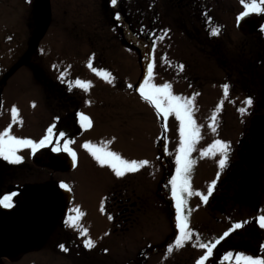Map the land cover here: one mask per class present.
Returning a JSON list of instances; mask_svg holds the SVG:
<instances>
[{
    "label": "rangeland",
    "instance_id": "1",
    "mask_svg": "<svg viewBox=\"0 0 264 264\" xmlns=\"http://www.w3.org/2000/svg\"><path fill=\"white\" fill-rule=\"evenodd\" d=\"M200 2L201 11L177 0H117L115 6L110 0H0V134L7 129L38 143L53 128V142L45 148L21 147L19 162L0 157V196L43 184L54 195L68 192L45 248L53 246L57 232L70 230L84 242L74 248L81 254L75 264H196L200 245L235 223H251L250 234L264 237L256 222L264 215V161L255 163L253 153L264 130V63L247 64L256 68L254 78L241 74L247 67L241 63L264 60V11L246 10L252 0ZM148 63L150 83L168 84L173 95L192 101L200 129L187 173L193 195L185 194L183 208L192 238L179 247L169 184L179 124L174 114L163 116L140 96ZM79 114L88 118L83 126ZM215 139L231 145L223 168L219 154L201 155ZM63 141H70L76 167L59 173L44 163L49 156L71 158L51 151L57 144L63 149ZM85 143L147 164L117 177ZM117 192L135 209L133 220L113 232ZM244 225L237 234L246 235ZM56 250H44L47 264H73L64 255L69 248Z\"/></svg>",
    "mask_w": 264,
    "mask_h": 264
},
{
    "label": "snow or ice",
    "instance_id": "2",
    "mask_svg": "<svg viewBox=\"0 0 264 264\" xmlns=\"http://www.w3.org/2000/svg\"><path fill=\"white\" fill-rule=\"evenodd\" d=\"M111 4L115 6L117 4V0H110ZM243 2V0H242ZM245 9L250 10L252 13H257L264 11V5L258 3V0H252V3H245ZM248 14L247 11L242 12L241 17L246 16ZM213 34H216V30H213ZM153 45H149L151 48ZM151 54V53H150ZM148 75L143 77V82L139 83L138 91L141 97H143L146 101H148L151 105L154 106L158 113H162L163 116L168 117L171 114H174L175 121L179 124V147L176 149L175 155V174L171 175V179L169 181L171 197L174 201L175 207V227L179 232V235L175 237V244L179 247L183 242L189 241L192 236L189 230V225L186 222V217L183 215L184 204L186 203L185 194L187 196L193 195V191L189 185V180L187 177V173L191 166L190 153L193 151L194 146L198 140L200 129L197 127L196 123L193 120L191 113V104L192 101L190 99H184L181 96L173 95L169 90L168 84H154L150 83L152 78V70L153 64H147ZM77 83H80L77 81ZM131 87L135 88L136 85H131ZM225 87V92H227V85ZM248 105H251L252 100L248 98L246 100ZM15 114V108L12 109ZM240 112H244V108L239 109ZM87 117L80 115V121L83 126L84 123L87 122ZM211 127V125H210ZM214 130V129H213ZM53 132V128L49 127L47 129V135H44L42 139L39 140L38 143L33 142L30 139H18L15 136L9 135L8 130L5 129L3 134H0V157H2L5 161L10 162H19L21 157L16 154L18 149L21 147H29L32 152H35L37 149H43L47 144L53 142V137L51 133ZM59 135L62 137L64 133L61 132ZM70 141H63V149H61L60 145L57 144L55 147H52V152H61L67 153L72 158L73 164L76 161V154L69 147ZM83 147L89 149L91 151L92 156L98 161L101 165L110 166L117 177L123 176L125 172H134L137 170V165H145L147 161L141 160H125L121 159L116 153L107 151L102 148H95L87 143L83 145ZM231 150V145L228 142H225L221 139H215L211 144L208 145L206 149L201 150V155H207L209 152H212L213 155L219 154L220 158L218 160L219 167L223 168L228 161L229 152ZM216 184V181L213 180L212 183L208 187V192L211 194L213 191V186ZM66 185L61 183L60 188H65ZM196 195L200 196L202 200H207V195H202L197 192ZM14 195V194H13ZM0 206L4 208H12V196L5 195L2 199H0ZM256 222L258 223L259 228L264 229V215L256 218ZM235 229H240L241 224L236 223L233 225ZM225 231L223 236L220 238L221 240L224 237L229 235V232ZM92 244L90 241H85V247H91ZM63 247V246H61ZM207 248L203 255L199 257L196 261V264H205V261L212 256L213 246H206L204 244L200 245V248ZM67 250V249H65ZM232 253H228L225 256L227 260ZM236 264H264V259L254 258L251 255H244L242 253L236 254Z\"/></svg>",
    "mask_w": 264,
    "mask_h": 264
},
{
    "label": "flooded vegetation",
    "instance_id": "3",
    "mask_svg": "<svg viewBox=\"0 0 264 264\" xmlns=\"http://www.w3.org/2000/svg\"><path fill=\"white\" fill-rule=\"evenodd\" d=\"M257 63H264V60L260 62H249L247 64H257ZM230 66H236V65L232 64ZM263 81H264V78H263ZM262 102L264 104V98L262 99ZM255 145L256 147L253 150V153L254 151L256 152L255 156L257 158V160H255V163H262V161H264V142L260 139L259 141L255 143ZM32 160L34 161V163L37 162L35 158H33ZM52 164H57L59 166L60 165L65 166L67 167V170H71L70 167L72 166V164L69 163V159L62 160L60 158L58 159L57 157L49 156V158L47 159V162L44 163V165L47 169L52 170V166H53ZM75 167L76 166H74V168ZM10 196H12L13 207L4 208L0 206V210L6 211L3 214H0V220L5 219L7 221L10 219H13L14 212L18 210V208L22 204H24L25 200L27 199L25 196V192L23 194H18V195L12 194ZM3 197L4 196H0V199H2ZM68 201L69 199L67 200V202ZM111 205H112L111 207H113L116 212L115 215L113 214L115 216L114 221L116 222L115 223L116 228L113 232H117L119 228L121 229L122 226H126L127 224L130 223V221L133 220L131 214L134 213L135 204L130 203L129 198H123V194L121 192H117V194L112 199ZM20 212L22 215H24L23 210H21ZM13 221L14 220L10 221V223L14 224L15 221L14 222ZM244 224L245 223L241 224V228ZM58 225L59 223L55 227V230L52 236L55 234L57 230L56 228L58 227ZM233 225H230V227L222 231V233L217 237V238H221L225 231L232 229L229 232V235L227 237H224L223 240L216 238L212 240V242L204 244L206 246L215 245V247L213 248L212 257H213V254H216V256L220 254V257L216 258L213 264H236L235 257L237 253H242L244 255H251L254 258L264 259V237L257 231H254L253 234H250V231L252 230L251 223L248 224L247 226L244 225V227L246 226V228H248L247 230H245L246 235L245 234L242 235V233L237 234L236 230L237 231L241 230V228L235 229ZM52 236L50 237V239L52 238ZM54 238L55 239H53L54 240L53 246L49 247L48 249L45 248V246H47V244L51 241L50 239L48 242L42 245V247L31 250L32 252L24 253L20 257H17V258L13 257L11 259L10 258L6 259L3 257L0 258V264H47L46 263L47 254L44 251L45 249L48 250L47 252H52L55 255V252L58 251L56 250L57 248L63 249L65 247L70 249L69 251L70 253L68 255L66 252H64V255L67 256L70 260H72L73 264H75L76 263L75 257L79 258V256L81 255L78 251H76V249L77 247H81L84 244V242L79 240L80 238L75 237L74 234H71L70 230H67V231L63 230L62 232H57ZM164 250L165 249L162 248V252H164ZM206 250H207L206 247L203 249L200 248L201 254L203 255ZM228 253H232V255L226 260L225 256H227ZM205 264H211V261L206 260Z\"/></svg>",
    "mask_w": 264,
    "mask_h": 264
},
{
    "label": "water",
    "instance_id": "4",
    "mask_svg": "<svg viewBox=\"0 0 264 264\" xmlns=\"http://www.w3.org/2000/svg\"><path fill=\"white\" fill-rule=\"evenodd\" d=\"M261 140L264 142V130ZM56 171H66L67 167L52 164ZM26 200L14 212V218L0 220V258H17L31 250L42 247L62 219L67 197L52 194L49 187H29ZM24 211V215L21 214ZM4 210H0L3 214ZM14 220V224L10 221ZM16 256V257H15Z\"/></svg>",
    "mask_w": 264,
    "mask_h": 264
},
{
    "label": "trees",
    "instance_id": "5",
    "mask_svg": "<svg viewBox=\"0 0 264 264\" xmlns=\"http://www.w3.org/2000/svg\"><path fill=\"white\" fill-rule=\"evenodd\" d=\"M177 5L178 6L182 5L181 7H185V8L188 7V8L194 9L195 11L196 10L201 11V2H200V0H177ZM199 15L201 16V12H200ZM200 18L202 19V17H200ZM261 51H263V50L259 49V52H261ZM247 63H241V65H247ZM254 68L255 67L253 65H250V66L247 65L246 68L243 67L244 70L243 69L241 70V68H238V71L240 73V70H241V74H243V76H245V77H253L254 78V75H255ZM143 72H144V70H143Z\"/></svg>",
    "mask_w": 264,
    "mask_h": 264
}]
</instances>
